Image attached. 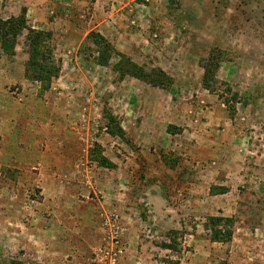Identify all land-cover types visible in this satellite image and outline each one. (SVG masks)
I'll list each match as a JSON object with an SVG mask.
<instances>
[{
    "label": "rangeland",
    "instance_id": "374dc122",
    "mask_svg": "<svg viewBox=\"0 0 264 264\" xmlns=\"http://www.w3.org/2000/svg\"><path fill=\"white\" fill-rule=\"evenodd\" d=\"M21 10L27 28L50 33L51 56L58 75L46 85L25 68L27 49L26 31H23L16 40L13 56L6 57L0 51V112L12 123L21 124V113L25 111L26 119L33 125L38 123L39 132L45 134L41 125L62 123L63 115L76 113L75 127L85 136L79 140L80 144L88 149L94 144L102 145L103 155L115 166L106 169L94 162L88 163L92 166L89 170L92 179L99 182L92 181V190L86 189L77 196L81 201L86 199L91 208L99 207V236L85 243L84 248L74 250L82 260L68 263L67 256L57 254L60 258L54 262L51 253L34 247L35 233L29 230L39 224L35 212L40 208L43 221H52L51 213L46 211L51 208L50 202L37 205L42 195L34 176L19 178L16 169L0 165V264H117L125 236L115 233L112 221L104 224L110 217L122 229L129 224L136 227L133 239L147 245L141 249L138 243L137 255L147 264H264L262 251L254 247L251 255L247 249V243L259 239L256 224L262 222L258 229L264 227V195H260V185H247L244 180L237 183L238 197L234 201L237 207L233 213L227 211L223 216L234 220L231 239L227 243H211L202 223L216 209L215 202L205 198L201 209L200 201L184 195L191 189L203 190L201 185L190 183L196 173L207 177L212 184L223 178L221 172L211 175L206 169L218 159L213 160L212 153L203 157L204 161L196 167L191 155L184 153L183 157V152L179 155L183 143L188 146L187 142L192 140L185 135L197 123L192 121L186 125L192 113H213L210 108L219 104V111L234 117L242 113L237 103L246 110L248 105V113L257 118L255 130L260 135H251L249 144L264 152V0H0L2 20L19 15ZM90 33L102 36L115 51L145 70L160 69L171 83L160 89L129 77L118 79L112 70L116 55H111L107 66L96 65V49ZM213 64H217V69L211 92L201 87V76L203 68H212ZM154 94L156 98L169 99L176 110L184 103L190 105L182 110L188 121L176 119L183 122L168 123L166 127L168 133L181 136L175 141L170 139L168 153H159L148 161L143 156L151 148L148 130L153 120L147 115L153 107L150 99ZM105 112L115 117L125 130L122 140L106 134ZM238 121V130L245 128L241 127L244 121ZM241 131L244 133V129ZM182 136L185 139L180 138L178 148ZM250 146L244 138L236 143L235 164L237 168L242 167L239 173H244L246 166H256L255 155L247 151ZM135 155L144 159L142 167H133L130 163ZM260 158L263 160L264 156ZM186 162L188 167L184 169ZM178 167H182V172ZM34 172L37 170L31 171ZM261 175H254L260 183ZM123 178L125 182H120ZM132 178L140 180L145 189L157 178L170 183L171 186L163 187L165 207L176 210L167 214L168 218L173 216L169 225L158 228L156 219L152 220L147 213L154 207L147 201V190L139 192L130 183ZM212 184L215 190L213 186L218 185ZM103 186L118 199H110L116 203L107 205L109 212L100 207L102 193L96 190ZM213 190L209 194L217 191ZM142 221H149L150 225L145 226ZM175 223L176 229H173ZM20 227L24 233L19 237L33 242L29 247L3 242L7 239L3 238L4 229L12 228L18 233ZM13 237L19 240L18 235ZM167 244L171 245L170 250L162 247ZM61 250L68 253L66 249Z\"/></svg>",
    "mask_w": 264,
    "mask_h": 264
},
{
    "label": "crops",
    "instance_id": "0c3cea01",
    "mask_svg": "<svg viewBox=\"0 0 264 264\" xmlns=\"http://www.w3.org/2000/svg\"><path fill=\"white\" fill-rule=\"evenodd\" d=\"M45 29H47V27ZM150 100L153 101V107L149 109L150 115H147V117L153 120V122L150 120L151 125L148 130V142L151 148L144 151L145 156H143V158L148 161L154 158V156L158 157L159 153H168L167 149H171L170 139L175 141L176 137L181 136L168 133L166 127L168 123L180 124L183 120L188 121L182 110L190 105V103H184L182 108L176 110L170 105L169 99L165 100V97L159 99L156 98V94H154L151 96ZM73 102L77 105L75 99H73ZM237 104L241 105V108L238 109L242 112L238 116H229L224 111H219L217 109L219 104H214V107L210 108L213 113H200L198 115L197 113H192L188 124H186L190 125L192 121L197 122L196 125H194L195 129L191 128V130L185 131V135L187 134L189 137H192V140L186 138L189 140V142H187L188 146H186V143H183L184 147L181 148L179 155L183 152L184 157V153H188L191 155V160L195 163L196 167H198L199 162L204 161L203 157L205 158V156L214 153L212 159H218V161H213L212 167L208 166L206 169L211 175H215L217 172L223 174V178L216 179L218 181L212 184L207 177L202 178L196 173L193 182L190 183H196L197 186L201 185L203 190L191 189L189 193H185L184 195L185 198L188 195L191 200L195 201L201 202L207 198V200L215 202L216 209H213L208 215L225 216L227 211H231L232 213L235 211L237 203L234 201H236L238 197L235 191L237 189L236 187L239 186L237 183L240 181L244 180L247 185L258 183L260 185V195H264V159L262 160L260 158V156H264V152L259 151L258 147H254V144H249L251 135L255 137L260 135L255 130L257 118H253V115L248 113V105L246 110L241 103ZM247 104H249L248 99ZM75 114L76 113L68 114L67 116L63 115L61 120L62 123L55 122L53 125H41V130L46 131L45 134L39 132L38 123L33 125L31 121L29 122L26 119L27 115L25 111L21 113L23 118V123L21 124L17 122L12 123V120L7 118L6 114L0 112V165H4L3 167H8L9 169H16L19 178L22 176L25 177L26 175L29 177L34 176V182L38 189H41L40 196L42 195L40 200L41 203H37V205L44 206L45 203L50 202L51 208H46V211L50 212L52 215L51 222H48L46 219V222H44V215L40 212L41 209L39 208V210L35 212L39 219L36 220V223L39 224L29 230V233H35L33 234L35 243H33L32 240H26V237L23 238L24 240L19 237L24 233L22 227H20L18 233L13 232L12 228L9 230L4 229L3 238L7 239L3 240V242H7V244L11 245L16 244L15 246L20 248H27L33 243L35 244L34 247H37L36 249L43 251L47 250V252L51 253V258L54 262L60 258L57 254L69 257L70 261L68 263L77 262L76 260L78 259L82 260V256L78 255L79 252L75 253L74 250H77V248H84L85 243H90V240H96L99 236V224L97 219V209L99 207L96 206L95 208H91L89 206L91 204L86 201V199L81 201L77 196L80 193L83 194L86 189L88 191L92 190V188H90V186H92V181H95V184H97L99 180L97 181L95 178L92 179V174L89 171L92 166L88 165V163L92 161H89L87 158V146L79 142L82 136L84 138L85 136L81 134L78 127H75ZM181 118L183 120H176ZM240 119L245 123L241 125V127L245 128L238 130L240 124H238L237 121H240ZM162 121L164 122L161 124L162 128H160V122ZM44 122L49 123V120L48 122L46 120ZM121 129L125 134V130L123 128ZM242 129H244V133L241 131ZM184 137L185 136L179 137L178 148L181 147L180 138L185 139ZM241 138L245 139L247 145H251V148H248L247 151L248 153L254 154L256 158V166L244 167V173L237 172L238 169L241 170L242 167L237 168L235 164V147L236 143H238ZM100 147L102 148L103 146L101 145ZM144 159L135 155L130 160V163L134 164L133 167H142L144 164L142 160ZM107 160L115 166L113 162L109 159ZM176 160L177 164L175 167L178 165V158ZM187 164L188 162L182 167L185 169L188 167ZM179 165H182L181 162ZM182 167H178L177 169L182 172ZM33 169L37 170V172L32 174L31 171ZM258 173H263V176L261 175L260 178L262 183L254 176ZM236 175L237 177H235ZM200 178H202V180L199 182ZM130 180H132L130 183L134 184L139 192H145L147 190V201L149 204H154V207H151V210L147 211V213L152 217V220L153 218L156 219L155 223L158 224V228L169 225L173 216H169L168 218L167 214L171 213L173 209L171 210V208L165 207L166 192L163 187H168L170 183L165 182L161 178H157L153 185L151 183L149 187L145 189L140 180L136 178ZM211 181H214V179L211 178ZM120 182H125L124 178ZM211 184L218 185L213 186L217 191L213 190ZM247 185H245L244 188H247ZM48 186H50V189L47 188ZM211 189L215 191V193L209 194V190ZM96 190L102 193L100 207L109 212L107 205L116 203L110 199H115L116 201H118V199L114 195H110L111 193L106 191L107 189L105 186L99 187ZM218 190L220 191L218 192ZM204 194L206 197H203ZM12 196L16 197V194ZM202 204L201 202L200 206L198 204L197 207L199 206L201 209H204ZM118 214L122 215V213ZM260 214H262V212H260ZM142 222L145 226L150 225L149 221ZM261 224L262 222L256 224V231L260 233L259 239L247 243V249H249V254L251 255L254 252V247H257L264 253V236L262 235V233H264V227L258 229ZM178 226H180V224H178ZM172 228L176 229V223ZM135 231H137V229L132 224L124 226L123 229L121 227V233H124L125 237H123V252L121 256L118 257L117 264H139L140 261L143 264H147V262L139 259L137 255L139 254L137 252L138 243L141 249H146L147 245H143L141 242H137L133 239ZM243 231H246V229ZM25 233L28 234V230L25 231ZM13 235H18L19 240L14 238ZM149 244L153 246L152 243L149 242ZM61 248L66 249L68 253L61 250ZM250 248H252V250H250ZM262 255L264 256V254Z\"/></svg>",
    "mask_w": 264,
    "mask_h": 264
},
{
    "label": "trees",
    "instance_id": "16d2710c",
    "mask_svg": "<svg viewBox=\"0 0 264 264\" xmlns=\"http://www.w3.org/2000/svg\"><path fill=\"white\" fill-rule=\"evenodd\" d=\"M23 31H26L25 46L27 49L25 68L35 73L41 83L48 85L58 75V68L51 56L50 33L27 28L24 11L21 10L19 15L15 17H9L5 20L0 19V51L6 57L13 56L16 40ZM89 36L96 49V65L105 67L108 65L111 55H116L117 61L112 66V70L118 79L129 77L160 89L166 88L171 83V80L160 69L145 70L142 66L133 63L128 57L115 51L99 34L90 33ZM216 69L217 64H213L212 68H203L201 76V87L203 89L212 92L211 85L216 83L214 77ZM225 105L228 107L227 103ZM104 116L106 119V134L122 140L124 132L115 117L108 112H105ZM87 158L99 167L106 169L113 167V164L102 155V148L99 144H94L88 149ZM233 223L232 217L210 215L205 217L202 228L207 232L209 242L227 243L232 236L231 227ZM162 247L170 250L171 245L167 244Z\"/></svg>",
    "mask_w": 264,
    "mask_h": 264
},
{
    "label": "built area",
    "instance_id": "2783aa9c",
    "mask_svg": "<svg viewBox=\"0 0 264 264\" xmlns=\"http://www.w3.org/2000/svg\"><path fill=\"white\" fill-rule=\"evenodd\" d=\"M111 221L113 223V225H112L111 228L114 229L115 233H117V232H120L121 233V227L117 224L116 219L110 217L109 219H107V220L104 221V224H107L108 222H111ZM119 248H121V247H119ZM119 252H121V250H118L117 251V253H119Z\"/></svg>",
    "mask_w": 264,
    "mask_h": 264
}]
</instances>
